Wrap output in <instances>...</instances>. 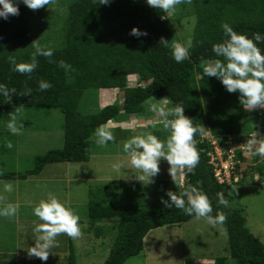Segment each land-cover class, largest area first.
<instances>
[{"label":"trees","instance_id":"trees-1","mask_svg":"<svg viewBox=\"0 0 264 264\" xmlns=\"http://www.w3.org/2000/svg\"><path fill=\"white\" fill-rule=\"evenodd\" d=\"M18 7L19 15H9L7 20L0 18V83L16 90L10 94V101L0 95V108L60 109L65 119L64 146L36 158L34 169L26 173L0 171V181L25 180L39 175L49 164L89 162L95 129L122 118L146 115L145 103L152 98L166 100L169 108L182 104L184 114L193 120L194 126L203 128V133L194 135L200 159L194 169L183 170L182 192L192 186L199 188L211 201V215L215 217L220 212L226 217L218 224L228 233V256L216 259L214 264H264V244L247 227L244 209L230 206L227 192L247 179L255 183L254 177L263 174L261 165L248 164L250 158L236 152L241 161L235 166L239 181L220 184L210 163L209 154L214 149L205 138L209 133L225 152L227 137L236 136L237 113L246 114L247 110L240 103L238 92H227L217 78L202 73L205 63L223 60L212 52V45L225 38L222 24L228 23L248 37L253 33L264 34V0H184L169 11L173 13L171 18L168 13L149 7L146 0H110L107 5L99 0H70L64 45L52 49L51 63L48 57L38 56L37 68L30 74L14 71L9 58H15L17 63L30 62L35 50L31 47L29 17L39 9H29L22 2ZM189 17L195 18L192 47L188 59L177 63L171 56L173 25ZM133 27L146 31L147 35L138 38L129 35ZM162 39L165 41L161 42ZM258 47L264 51V42ZM60 60L70 64L74 71L66 73L58 67ZM133 75L146 85L128 87L127 79ZM40 80L50 82L52 87L39 90ZM28 90L30 94H24ZM90 90H118L122 93V104L84 115L80 106L85 92ZM250 155L253 156L251 152ZM217 192H224L227 207L218 204ZM194 218L162 203L123 204L110 187L101 192L100 201H90L88 210L89 228L96 236L104 233L100 223L117 220L116 236L104 264H125L143 251L144 240L151 231L179 226ZM15 258L1 264H16ZM54 264H77L71 241L66 262Z\"/></svg>","mask_w":264,"mask_h":264},{"label":"rangeland","instance_id":"rangeland-1","mask_svg":"<svg viewBox=\"0 0 264 264\" xmlns=\"http://www.w3.org/2000/svg\"><path fill=\"white\" fill-rule=\"evenodd\" d=\"M69 1L53 0L49 8L44 6L31 14L29 28L33 49V43L51 49H60L64 45ZM168 17H173V13L168 12ZM173 26V45L183 44L188 39L192 41L195 18H183L181 23ZM127 85L134 88L146 83L133 75L128 77ZM115 103L122 104L120 91L90 90L85 92L80 111L90 115ZM153 103L170 107L166 100L152 98L145 103L146 115L130 116L110 123V128L123 129L111 130L115 139L105 146H98L93 137L89 162L49 164L42 173L25 180L0 181V202L13 201L18 204L15 216L0 217V251H6L9 259L16 255V264L64 263L69 255L71 241L77 264H104L116 236L114 227L117 220L100 223L104 233L96 236L89 228L88 210L91 200L100 201L101 192L106 187L119 194L121 203L135 206L161 203L162 197L168 199L166 192L169 190L182 193L185 178L178 172L174 183L168 173L167 161L161 159L160 172L153 178V182L147 184V181L138 180L140 172L131 166L130 157L123 151V143L134 135L151 133L161 140L169 136L170 131L164 129L160 117L148 110ZM12 114L22 120L23 128L19 135L10 134L5 128ZM235 121L236 135L256 132L257 137L264 138V110L249 114L238 112ZM64 127L65 119L60 109L0 108V171L26 173L33 170L36 158L48 151L63 148ZM8 142L12 144L11 148L5 146ZM249 156L247 154L246 158ZM250 159L254 162L253 157ZM113 164L120 167L114 169ZM246 181L243 185L228 188L230 206L244 209L247 227L264 244V183H252L249 179ZM4 182L12 183V192L3 191ZM49 194L55 195L80 217L81 235L71 238L61 233L56 237V246L51 249L48 259L41 261L36 257L29 258L27 248L34 246V225L42 223L33 215L32 208ZM227 248L228 233L221 225L211 226L205 219L194 218L179 226H165L151 231L144 240L143 251L125 264H214L216 259L228 256Z\"/></svg>","mask_w":264,"mask_h":264},{"label":"clouds","instance_id":"clouds-1","mask_svg":"<svg viewBox=\"0 0 264 264\" xmlns=\"http://www.w3.org/2000/svg\"><path fill=\"white\" fill-rule=\"evenodd\" d=\"M21 2L29 9L36 10L44 6L48 7L53 0H0V18L7 20L9 15H19L18 4ZM109 2L110 0H99L100 4L107 5ZM182 2L184 0H146L149 7L160 9L163 13L174 11L176 6ZM221 28L225 38L222 42L212 45V52L217 57H223V60L215 59L205 63L202 73L208 77L217 78L227 92H238L239 101L246 110L264 108V51L258 47V44L264 42V34L253 33L251 37H248L246 34L236 32L228 23L222 24ZM129 35L138 38L147 35V32L133 27ZM163 41L165 40L162 39L161 42ZM33 47L35 51L30 62L17 63L15 58H9L14 71L21 74L32 73L37 68L38 56L48 57L49 62H52L53 50L51 48L41 47L38 43H33ZM191 47V39L183 44H174L171 52L172 58L177 63L188 59ZM58 67L64 69L66 73L74 71L72 66L63 60L58 62ZM51 87L48 81H38V88L41 91ZM11 93H16V90L9 89L4 83H0V95L10 101ZM24 94H30V90ZM148 110L160 117V123L164 129L170 131L169 136L166 140H161L151 133L134 135L123 143V151L130 157L131 166L140 172L138 180L147 181V184L153 182V178L160 172L159 165L163 159L167 161L168 173L175 183L178 172L184 179L183 170H192L198 164L200 156L194 135L203 133V128L194 126L193 120L184 114L182 104L166 108L153 103L149 105ZM21 121L17 119V115L12 114L5 128L10 134L19 135L23 128ZM93 135L94 142L98 146H105L115 139L107 124L98 126ZM235 137L241 138V136ZM242 140L249 152L255 156L264 157V140L257 138L256 132L246 139L242 137ZM5 146L11 148L12 144L8 142ZM112 167L116 169L120 165L113 164ZM3 191L12 192V183L4 182ZM166 195L167 200L161 198L164 207L174 206L189 216L194 215L196 219H205L211 226L222 223L226 218L220 212L215 217L211 215L212 204L208 195L195 186L182 193L169 190ZM216 196L218 204L228 206L224 192H217ZM17 210V205L8 203L0 207V217H13ZM32 212L42 223H36L33 227L36 239L34 246L27 248L29 258L36 257L41 261H46L51 249L56 246V237L61 233L71 238L81 235L80 217L55 195L49 194L46 199H41L32 208Z\"/></svg>","mask_w":264,"mask_h":264},{"label":"built area","instance_id":"built-area-1","mask_svg":"<svg viewBox=\"0 0 264 264\" xmlns=\"http://www.w3.org/2000/svg\"><path fill=\"white\" fill-rule=\"evenodd\" d=\"M205 138L214 149V152L210 153L209 156L215 179L220 184L232 185L237 183L240 177L236 174L235 166L241 164V161L237 159L236 152L240 151L245 156L250 153L244 141L240 137L228 136L226 140L227 149L223 152L216 139L210 135H206Z\"/></svg>","mask_w":264,"mask_h":264},{"label":"crops","instance_id":"crops-1","mask_svg":"<svg viewBox=\"0 0 264 264\" xmlns=\"http://www.w3.org/2000/svg\"><path fill=\"white\" fill-rule=\"evenodd\" d=\"M102 91H111V90H102ZM113 91V90H112ZM264 110V108H256V109H254V110H251V111H249V110H247L246 112L249 114V113H252V112H254V113H257V111H263ZM110 123H115V122H110ZM109 123V124H110ZM108 124V125H109ZM110 128V127H109ZM120 128V127H119ZM115 128H110V130H114ZM121 129V128H120ZM123 129V128H122ZM121 129V130H122ZM252 134L251 133H249L248 135H240L241 137H249V136H251ZM236 136H239V135H236ZM261 136H259V137H257V138H259V139H261V140H264V138L262 139V138H260ZM264 137V136H263ZM252 156V155H251ZM251 156H249V158L251 157ZM253 158H254V162H252V161H250L249 160V162H247L248 164H252V165H262V164H264V157H259V156H255V155H253L252 156ZM256 157H258V158H256ZM263 176L262 175H256L255 177H254V181H255V183H264V166H263ZM258 178H259V180H258ZM8 203H13L14 204V202L12 201H7V202H0V207H3L4 205H6V204H8ZM16 205V204H15ZM18 205V204H17ZM3 219V218H2ZM1 221V220H0ZM4 256H8V254H6V251L5 252H1L0 251V264H1V262L3 263V262H5V261H10V259L7 257H4ZM16 256V255H15ZM198 264V263H197Z\"/></svg>","mask_w":264,"mask_h":264}]
</instances>
